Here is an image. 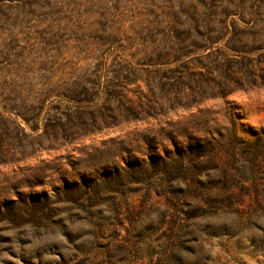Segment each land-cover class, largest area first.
<instances>
[{"label": "rangeland", "instance_id": "rangeland-1", "mask_svg": "<svg viewBox=\"0 0 264 264\" xmlns=\"http://www.w3.org/2000/svg\"><path fill=\"white\" fill-rule=\"evenodd\" d=\"M264 0H0V264H264Z\"/></svg>", "mask_w": 264, "mask_h": 264}, {"label": "trees", "instance_id": "trees-1", "mask_svg": "<svg viewBox=\"0 0 264 264\" xmlns=\"http://www.w3.org/2000/svg\"><path fill=\"white\" fill-rule=\"evenodd\" d=\"M262 134H264V128L262 129ZM262 152H264V148L261 149Z\"/></svg>", "mask_w": 264, "mask_h": 264}]
</instances>
